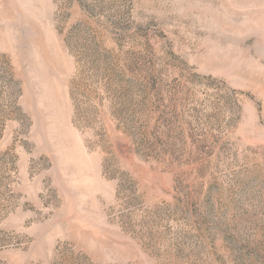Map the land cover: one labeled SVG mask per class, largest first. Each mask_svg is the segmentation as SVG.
Here are the masks:
<instances>
[{"label":"rangeland","instance_id":"1","mask_svg":"<svg viewBox=\"0 0 264 264\" xmlns=\"http://www.w3.org/2000/svg\"><path fill=\"white\" fill-rule=\"evenodd\" d=\"M0 264H264V0H0Z\"/></svg>","mask_w":264,"mask_h":264}]
</instances>
